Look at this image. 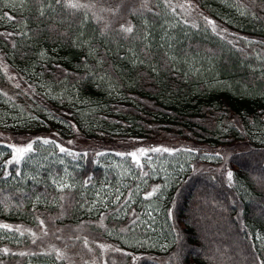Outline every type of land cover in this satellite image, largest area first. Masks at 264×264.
I'll return each instance as SVG.
<instances>
[{
	"label": "trees",
	"instance_id": "1",
	"mask_svg": "<svg viewBox=\"0 0 264 264\" xmlns=\"http://www.w3.org/2000/svg\"><path fill=\"white\" fill-rule=\"evenodd\" d=\"M0 264H264V0H0Z\"/></svg>",
	"mask_w": 264,
	"mask_h": 264
},
{
	"label": "snow or ice",
	"instance_id": "2",
	"mask_svg": "<svg viewBox=\"0 0 264 264\" xmlns=\"http://www.w3.org/2000/svg\"><path fill=\"white\" fill-rule=\"evenodd\" d=\"M69 6L76 7L75 4H70ZM209 23H212V22L209 21ZM124 31L131 32L132 29H131V27H128V28H125ZM43 143L47 144V143H50V141L47 140V139H44L43 140ZM11 147L13 148V153H14L13 160L16 163H19L20 160L23 159V157H24V155L26 153L32 151V143H29L26 147H15V146H11ZM61 151H65V149L61 148ZM147 151L148 150H146V149H140L139 150V152H140L141 155H146L147 154ZM151 151H153V152H160V151L168 152L170 150L167 149V148H163V149H161V148H153V149H151ZM117 155H124V154L123 153H117ZM128 155H131L133 157V159H136L137 160V163L139 164V160H138L137 155H136L135 152L129 153ZM9 163H11V161H9ZM228 176H229V179H231L232 173L229 172L228 173ZM154 191H156V189H154ZM149 195H151V193Z\"/></svg>",
	"mask_w": 264,
	"mask_h": 264
},
{
	"label": "rangeland",
	"instance_id": "3",
	"mask_svg": "<svg viewBox=\"0 0 264 264\" xmlns=\"http://www.w3.org/2000/svg\"><path fill=\"white\" fill-rule=\"evenodd\" d=\"M182 144V143H181ZM224 152H225V155H226V157H227V155L231 152V149H224ZM218 166H220V165H218Z\"/></svg>",
	"mask_w": 264,
	"mask_h": 264
}]
</instances>
